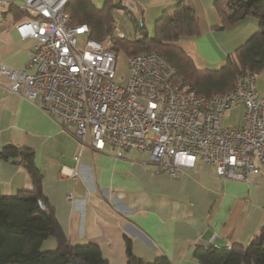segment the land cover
Returning a JSON list of instances; mask_svg holds the SVG:
<instances>
[{"label":"crops","instance_id":"crops-1","mask_svg":"<svg viewBox=\"0 0 264 264\" xmlns=\"http://www.w3.org/2000/svg\"><path fill=\"white\" fill-rule=\"evenodd\" d=\"M8 1L0 10V62L22 70L28 67L33 39L19 35L14 24L24 14L10 9H17L16 0ZM101 1L103 5L105 0ZM114 1L135 23L136 33L128 37L116 21L128 38L140 36L138 26L145 27L146 22L150 24L149 30L145 27L147 33L153 35L155 20L175 2ZM127 1L136 4L135 13L125 6ZM192 1L199 35L181 38L177 44L200 69L220 68L258 30L257 22L246 16L233 27L221 29L216 0ZM8 83L0 76V149L15 143L34 150L43 174V193L71 244L93 242L111 264H127L129 237L133 253L144 261L164 255L172 264H200L194 255L197 246L247 245L264 224L261 176L251 183L222 179L212 164L198 160L194 168L173 177L158 170L147 150L126 149L120 154L110 144L95 150L89 135L82 141L76 128L52 116L39 98L30 100L12 92ZM256 86L264 96V69L257 73ZM237 108L243 118V104L230 109ZM0 187L5 194L33 189L21 160L0 158ZM57 245L55 237H48L42 248Z\"/></svg>","mask_w":264,"mask_h":264},{"label":"built area","instance_id":"built-area-1","mask_svg":"<svg viewBox=\"0 0 264 264\" xmlns=\"http://www.w3.org/2000/svg\"><path fill=\"white\" fill-rule=\"evenodd\" d=\"M68 1H15L24 14L15 28L33 43L26 69L0 62L12 92L39 98L82 141L89 135L91 148L147 150L158 170L173 177L201 160L222 179H264V96L255 73L238 76L234 89L222 95L200 96L164 56L148 51L128 56V79L120 82L113 35L91 38L88 24L74 23L65 10ZM8 2L0 0V10ZM125 6L137 11L132 2ZM114 34L125 37L117 24ZM237 103L244 106L243 124L223 127L220 116Z\"/></svg>","mask_w":264,"mask_h":264},{"label":"trees","instance_id":"trees-1","mask_svg":"<svg viewBox=\"0 0 264 264\" xmlns=\"http://www.w3.org/2000/svg\"><path fill=\"white\" fill-rule=\"evenodd\" d=\"M118 5L114 0H105L101 7L92 0H69L65 10L74 23L88 24L91 38L103 40L112 34V48L116 52L122 50L128 55L148 51L160 53L175 67L176 76L189 82L200 96L222 95L234 89L238 76L246 73L257 76L264 69V0L215 1L221 29L233 27L246 16L255 19L258 26V30L217 69H200L177 44L181 38L199 35V19L192 0H175L155 20L153 35H149L144 26H138L140 36L134 38L114 34V8ZM10 9L20 12L18 8ZM0 158L21 160L33 181L32 190L14 194H5L0 187V264H111L98 244L69 242L52 204L43 193V174L35 163L33 149L9 143L0 149ZM48 237L57 239L55 249L42 248ZM126 246L127 264H172L164 255L152 262L136 256L129 237H126ZM194 255L200 264H264V224L247 245H199Z\"/></svg>","mask_w":264,"mask_h":264},{"label":"rangeland","instance_id":"rangeland-1","mask_svg":"<svg viewBox=\"0 0 264 264\" xmlns=\"http://www.w3.org/2000/svg\"><path fill=\"white\" fill-rule=\"evenodd\" d=\"M92 1L98 7L102 6L101 0H92ZM114 17H115V21H117L122 27V29L124 30L126 36L131 35V33L135 35L136 33L135 23L132 20L131 15L128 14V12L124 11V9L122 8L116 7L114 8ZM145 27L146 29L149 30L150 24L146 22ZM80 39L81 40L79 42V46H82V41L84 39V36H81ZM118 51H119V56H118L117 64H116V75L120 82L126 83L128 79V75H129L128 54L122 50H118ZM220 118H221V125L223 127L240 125L241 118H242L241 109L240 108L229 109L228 111L223 113L220 116ZM46 250H52V249H46Z\"/></svg>","mask_w":264,"mask_h":264}]
</instances>
